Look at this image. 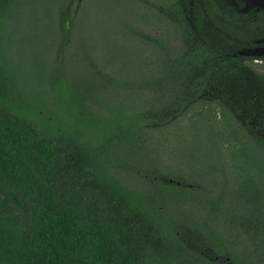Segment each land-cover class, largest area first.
I'll return each instance as SVG.
<instances>
[{"label": "trees", "instance_id": "obj_1", "mask_svg": "<svg viewBox=\"0 0 264 264\" xmlns=\"http://www.w3.org/2000/svg\"><path fill=\"white\" fill-rule=\"evenodd\" d=\"M191 3L0 0V264H264V13Z\"/></svg>", "mask_w": 264, "mask_h": 264}, {"label": "rangeland", "instance_id": "obj_2", "mask_svg": "<svg viewBox=\"0 0 264 264\" xmlns=\"http://www.w3.org/2000/svg\"><path fill=\"white\" fill-rule=\"evenodd\" d=\"M235 11L240 13L242 12V10ZM1 34H5L6 36L9 34L11 36L9 39H6L4 43H2L0 49L1 56L9 64L8 67L11 68V73L15 77L14 83L19 86L22 84H28L29 91H37V84L34 81L30 80L33 79L36 74V62L33 57L35 47H33V45H30L29 38L25 36L27 35V32L26 25H24V16H17L15 18H9V20H6L4 25L1 27ZM250 58H254V66L261 67V57ZM26 97H28V95ZM89 135H91V133H89ZM185 138L187 139L186 142L188 143L189 138ZM177 147L178 145L176 142H171L169 147L171 153L174 154ZM171 153L167 152L163 157L165 159V163L167 164L166 166L175 167V165H177V162L175 159L171 161V158L173 157ZM169 154H171V156ZM123 177L127 178V175L123 173ZM127 183L132 184L133 188L140 193V197L145 199L142 201H146L148 195H146L145 193H141L142 187L138 186L137 183L132 180V178L127 181ZM192 246H194V244Z\"/></svg>", "mask_w": 264, "mask_h": 264}, {"label": "flooded vegetation", "instance_id": "obj_3", "mask_svg": "<svg viewBox=\"0 0 264 264\" xmlns=\"http://www.w3.org/2000/svg\"><path fill=\"white\" fill-rule=\"evenodd\" d=\"M223 3L226 4V6H220L221 10H242V14H247L249 10H261V8L253 7V5L248 0H221ZM198 4L197 10H202V0H192V5ZM261 12V11H257ZM213 259V258H211ZM216 261L219 259L217 257H214ZM221 264H225L224 261H219Z\"/></svg>", "mask_w": 264, "mask_h": 264}, {"label": "water", "instance_id": "obj_4", "mask_svg": "<svg viewBox=\"0 0 264 264\" xmlns=\"http://www.w3.org/2000/svg\"><path fill=\"white\" fill-rule=\"evenodd\" d=\"M250 3L253 5V7L261 8V10H256V11H261L264 13V0H248ZM264 43V41H259L258 44ZM240 56L244 57H264V47H256L253 49H248L240 52ZM226 264H232L229 259H227Z\"/></svg>", "mask_w": 264, "mask_h": 264}]
</instances>
